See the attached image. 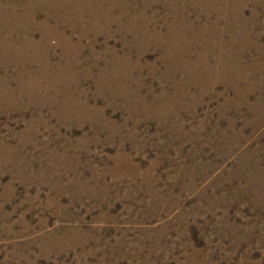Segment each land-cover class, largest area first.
I'll list each match as a JSON object with an SVG mask.
<instances>
[{
	"label": "rangeland",
	"instance_id": "obj_1",
	"mask_svg": "<svg viewBox=\"0 0 264 264\" xmlns=\"http://www.w3.org/2000/svg\"><path fill=\"white\" fill-rule=\"evenodd\" d=\"M54 3L0 0V264H264V0Z\"/></svg>",
	"mask_w": 264,
	"mask_h": 264
},
{
	"label": "bare ground",
	"instance_id": "obj_2",
	"mask_svg": "<svg viewBox=\"0 0 264 264\" xmlns=\"http://www.w3.org/2000/svg\"><path fill=\"white\" fill-rule=\"evenodd\" d=\"M44 1V0H43ZM51 2H55L54 4H51V7H50V10L51 11H56V8H57V4H58V2H59V0H50ZM34 2L35 1H33V4H34ZM216 2V1H215ZM41 5V4H40ZM44 5V4H43ZM61 5V4H60ZM210 5V4H209ZM232 5V4H231ZM34 8H36L37 6H33ZM209 7V6H208ZM214 8V7H213ZM221 8V7H220ZM36 10V9H35ZM208 12V11H207ZM224 17V16H223ZM31 18V17H30ZM49 18V17H48ZM50 19V18H49ZM28 20H30V19H28ZM56 21V20H55ZM26 22V21H25ZM30 22V21H29ZM28 23V22H27ZM55 23V22H54ZM32 24V23H31ZM39 27H41L42 29H44L46 32H48L49 34L50 33H52V35L54 36H60V32L56 29V28H54V27H52L51 25H49V22H48V20L46 19V20H43L42 22H39V23H36ZM53 24V23H52ZM21 25V24H20ZM34 25V24H33ZM36 25V26H37ZM25 26V25H24ZM31 27V26H30ZM22 28V27H21ZM28 29H30V28H28ZM35 29H36V27H35ZM39 35H40V33H39ZM43 35V34H42ZM45 35V34H44ZM43 35V36H44ZM48 35V34H47ZM61 37V36H60ZM59 37V38H60ZM51 38V37H50ZM53 38V37H52ZM58 39V38H57ZM27 40V39H26ZM62 42V41H61ZM59 43H60V41H59ZM7 44V43H6ZM26 46H33V53H36L35 51L38 49V48H36L37 46H36V44H35V47H34V44L30 41V40H28L26 43ZM24 44V45H25ZM43 46V45H42ZM47 47V46H46ZM2 48L4 49V48H6V46H5V43H3L2 44ZM14 49L15 50V48L14 47H11L10 49L9 48H7L6 50L8 51H11V49ZM26 48V47H25ZM41 48V47H40ZM0 49H1V47H0ZM31 49V48H30ZM30 49H28V50H30ZM0 54H1V56H3L4 54H3V50H0ZM30 52V51H29ZM27 53H28V51H27ZM24 54V53H23ZM21 55V54H20ZM19 55V56H20ZM34 57V56H33ZM9 66V65H8ZM3 80H5V79H3ZM6 81H7V79H6ZM5 82V81H4ZM4 84V83H3ZM2 84V85H3ZM5 89V88H4ZM26 92V91H25ZM4 93V92H3ZM6 93V92H5ZM9 94V93H8ZM7 97H9V96H7ZM6 97V98H7ZM5 98V97H4ZM11 98V97H10ZM3 99V97H2V95L0 94V100H2ZM8 100H9V98H8ZM12 101V100H11ZM7 102V101H6ZM9 104V103H8ZM7 105V104H6ZM5 106V105H4ZM8 107V106H7ZM10 107V106H9Z\"/></svg>",
	"mask_w": 264,
	"mask_h": 264
}]
</instances>
